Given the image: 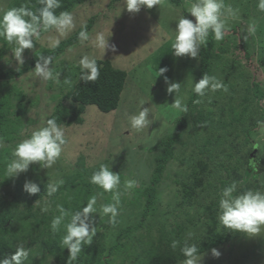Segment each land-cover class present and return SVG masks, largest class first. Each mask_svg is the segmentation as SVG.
<instances>
[{"label": "rangeland", "instance_id": "374dc122", "mask_svg": "<svg viewBox=\"0 0 264 264\" xmlns=\"http://www.w3.org/2000/svg\"><path fill=\"white\" fill-rule=\"evenodd\" d=\"M31 1L39 2L37 0H0V13L14 7H29ZM258 2L259 0H224L226 5H231L237 11V18L229 21V28L237 27L236 34H240V38L237 35L231 38L226 37L231 50L225 57L231 65L242 67L243 76L249 78L247 80L250 83L256 76H259L260 81H264V72L260 65V59L264 58V11L258 9ZM192 3L193 0H183V4L178 6L171 0H159L158 5L152 9L144 7L139 13H129L123 0H87L70 12L74 26L67 33L61 34L54 28L50 29L41 36L39 41H33L32 49L29 51L26 49L23 53L24 65L37 50L51 48L54 41L60 42L69 38L94 18L95 22L88 31L90 39L84 43L79 40L78 44L68 48L50 65L55 72L53 76L58 77V80H44L36 75L34 68L20 77L0 81V112L6 115L8 122L0 131V182H2L0 197L9 201L17 197L23 203L18 207L19 212L25 213L27 207V201L24 200L29 194L24 190L26 181L34 182L39 188L43 185L47 186L49 181L56 183L63 180L64 183L72 179L77 172L98 170L101 164L107 165L114 173L121 175L119 191L122 195L115 225L109 223L108 216L98 214L101 205L112 202V193L103 192L93 184L86 188V191L81 190L86 193L89 189L88 200L92 195L98 197L97 213L90 214L89 217V223L97 228V233L93 242L87 245L85 253L89 254L93 250L96 253L100 250L102 256L96 260L85 256L91 259L93 264H98L103 257L106 264H135L137 256L143 254V250L149 248L151 243L157 251L167 247L166 239L161 238V227L166 228L169 233H175L178 225L183 226L182 236L185 238L175 240L180 242L177 249L181 252L185 240L189 245L195 244L199 250L200 264H264V231L260 236L249 238L242 233H230L225 230L223 235L221 234L224 236L223 242L220 243L216 241L214 235L212 237L209 234L211 231L208 228L215 229V227L207 223L208 217L204 214V206L208 203H204V194L199 195L197 203L193 202L192 207L183 204L177 207L182 198L181 192L179 193L181 183L178 182H186L189 177H192L191 171L198 160L208 165V172H210L214 167L211 163L217 161L215 158L219 154V151L213 153V151H204L205 148H203L205 132L219 125L208 122L209 130L202 132L199 129L200 123L203 124L202 118L199 120L198 114L202 115V111L207 112V109L211 108L216 110L215 118H218L217 106L225 107L226 105V100H223L221 96L229 91L227 89L225 92L218 93V90H209L205 96H198L194 102H191L193 106L189 105L194 93V83L199 82L201 56L198 53L195 59L189 56L176 57L172 52V44L175 38L176 22L181 16L195 22V17L188 12ZM249 24L255 25V32L245 41L243 36L246 35ZM98 34H103L105 40H108L107 49L97 46ZM2 39L1 37L0 50L4 53L0 56V70L21 67L22 65L15 60L11 50L14 45ZM239 39L243 45L235 49L234 45ZM85 55L96 60H109L115 68L127 73L126 86L117 110L106 114L91 105L86 107L82 124L59 123L64 128L68 142L56 163L49 169H42L38 163L33 164L28 172L9 178V183L5 184V177L8 176L6 166L13 159L12 152L16 145L23 139L29 138L31 133L42 126L47 119L54 117V108L59 101L64 100L69 86L72 85V82L64 83L68 79L65 72H56V70L62 69L64 65L80 66L79 60ZM249 64L260 70L256 72L252 66L249 67ZM160 68L167 69L163 76H159ZM261 71L263 74H260ZM165 77L170 82L181 84L179 97L183 104L187 105V113L171 107L175 101V94H168ZM243 84L249 86L246 83ZM262 87L264 90V82ZM197 100L200 102L196 103ZM214 101L218 104L217 106L213 105ZM142 106L151 108L150 123L138 131L131 127L130 117L138 114ZM182 114L189 122L183 142L172 147L174 158L165 164L164 176L155 186L157 191L155 209H151L147 216H143L146 205L134 204L137 196L135 191L150 186L156 165L155 160L164 153L161 141L173 133ZM263 115L264 109L261 108L255 118ZM235 127L237 129L234 133L241 132L240 126ZM245 137L242 134L233 135L231 146L234 157L227 158L225 162L226 165H235L238 168L239 181L247 164L243 143ZM259 140L261 139L254 142ZM254 142L250 146L251 150ZM198 149L202 150L198 151ZM259 150L258 157L264 160L263 144L260 145ZM243 158L242 165L239 162L235 164L237 159L243 160ZM32 167L36 169L35 173L31 171ZM250 172L253 173L252 170ZM129 179L136 180L137 185L125 192L124 181ZM62 185L58 190L62 189ZM63 191L61 198L69 196L68 189ZM37 201L33 203V207L38 215L55 210L62 202L60 198L54 196H43ZM44 208H47L46 212L42 211ZM81 209L80 207L77 210ZM215 209V217L218 219L219 205ZM200 212L203 215H200ZM191 218L195 219L194 223L188 221ZM127 228H131L129 234H125ZM189 233L192 234V239L188 237ZM120 234L125 235L120 236ZM195 237L201 240H194ZM162 239L164 242H161ZM213 241L218 244L212 243ZM38 247L40 244L36 243L30 246V255L25 264H58L55 257L46 259L45 249H42L44 253L41 255ZM212 249H217L221 255L218 258L213 256ZM145 251L146 254L156 252L153 248ZM184 259L183 256L178 264H182ZM102 264L105 263L102 262Z\"/></svg>", "mask_w": 264, "mask_h": 264}, {"label": "trees", "instance_id": "16d2710c", "mask_svg": "<svg viewBox=\"0 0 264 264\" xmlns=\"http://www.w3.org/2000/svg\"><path fill=\"white\" fill-rule=\"evenodd\" d=\"M37 1L39 2L35 3L34 1H31L29 7L27 8L33 12H38V9H40L42 5L40 0ZM86 1L87 0H60L61 6L54 10L55 14L59 15L64 11L71 12L75 7L84 4ZM171 1L178 6L183 4V0ZM94 20L95 19L92 18L87 25L77 30L72 36L60 41L58 47L42 48L41 50H37L32 58L21 67L17 69H8L6 71L0 70V81H8L14 79V77H20L26 72L31 71L35 68L40 55L52 56L54 62L58 56L62 55L68 48L76 43L78 44L79 32L82 29H86L88 32L92 27V24L95 22ZM236 29L237 27L232 29L229 28L224 35L225 38L220 41L214 40L210 34L206 43L202 46V49L199 52L201 56V70L198 76L199 80L202 79L205 73H208L210 76L214 75V77H217V80L224 83L225 87L229 91H226L227 93L221 96L223 100H226L225 107L217 106L218 104H216V101L213 102V105L217 106V111L219 112L218 118H215L216 110L211 108L209 110L207 109V112L202 111V115L198 114L200 116L198 119L200 120L202 118L201 122L203 124L201 125L200 123L199 125V129L202 130V132L209 130L208 128L210 126L207 124L208 122L219 125L212 127V129L205 132V146L203 147L205 148L204 151H213V153L219 151V154L216 155L215 158L217 161L211 163L214 164V167L210 172H208V165L198 160L191 171L192 177H189L186 182H178L181 183L179 193L181 192L182 196L181 194L180 196L183 198V201L182 198L177 195L181 199V203L179 202L177 207L181 204L192 207L193 202H196L199 195L204 194V203H208L204 206V214L208 217L207 223L212 224L215 227V229L208 228L211 231L209 234L212 237L215 236L216 241L218 240L220 243L223 242L224 239V236H221V234L223 235L226 229L217 222L215 217V207L218 206L220 193L223 188L236 181L240 182L238 183L237 193H235L237 195L246 190H261L264 192V160L258 157L260 145L263 144L264 146V141L262 142L264 129H261L257 124V121H264V115L259 118H255L259 109H264V90L262 87L264 81H260L259 76H256L252 78L250 83L247 80L249 78L243 76L242 67L240 65H231V63L226 59L225 55H227L229 50H231L226 37L231 38L232 36L237 35L238 38H240V34H236ZM45 32L47 31H42L41 36ZM242 45L239 39L237 44L234 46L235 49H237L238 47H242ZM27 50L29 51L30 49ZM3 53L4 51L0 50V56H2ZM96 61L99 66L100 75L94 82L86 83L80 79V66L70 67L68 65H64L62 69L56 70V72H65L69 82H72V85L69 86L70 88L64 96V100L59 101L54 108L55 115L53 118L57 120L58 124L62 122H66L68 124H82V116L86 111V107L91 105L96 106L101 112L106 114L117 110L121 95L126 86L127 73L121 69L115 68L109 60ZM260 65L264 72L263 57L260 59ZM250 66L252 65L249 64V67ZM234 68L237 69V74ZM252 68H254L256 72L260 70L259 68L253 66ZM217 70L218 73H216ZM263 72L261 71L260 74H263ZM53 73L55 74L54 71ZM243 83H246V85L249 86H245ZM217 92H225V90L220 89ZM197 98L198 95L193 93L192 98L189 101V105L193 106L190 103L194 102ZM217 119L218 121H216ZM7 123L6 115L0 112V131ZM188 124L189 122L186 116L182 114L181 118L177 121L173 133L165 140L161 141V146L164 148L163 151L165 154L162 153V155L157 157L155 160L156 165L150 186L146 189L143 188L135 191L137 196L135 197L134 204L144 203L146 205L143 216H147L151 209H155L154 205L157 199L155 186L160 183L164 176L165 164L174 158L171 149L175 144L182 141ZM235 126H240L241 132L234 133L237 129ZM197 134L199 135L200 133ZM241 134L246 136L243 143L245 144V160L247 161V164L241 181H239L238 178L240 176L237 175L238 168L235 165H226L225 162L227 161V158L232 159L234 157L231 146L233 135L238 136ZM257 139L261 140L257 141L258 143L254 142ZM253 142L255 144L252 146L251 150L250 146ZM201 150L202 149H198V151ZM250 160L256 163V167L258 166L256 169H253L250 166ZM238 162L242 165L244 163V158L243 160L237 159L235 164ZM248 169H250V171L252 170L253 173L251 174ZM31 171L35 173L36 169L32 167ZM94 171L95 170H83L77 172L72 179L66 180L63 183L62 189H59L52 196L60 198V200H62V202L59 203L60 206H63V208L69 212H75L80 207L83 208L88 203L90 193L89 189L86 193L81 190L86 191V188H89L90 185L92 186L89 178ZM8 183L9 177L6 176L5 184ZM0 185H2V182H0ZM46 187V185H43L40 188V191L35 195L27 194L24 198V200L27 201L25 213L19 212L18 207L22 206L23 203L17 199V197H14L11 201L0 197V259L12 255L16 248L20 245L29 249L30 246L36 243L38 245L40 244L38 250L41 255L44 253L42 249L47 251V254L45 255L47 256L46 259L49 257H55V261L58 264H68L70 255L69 250L62 247L61 241L65 235V224L69 222L70 217H66L62 224L58 226L56 230H53L52 220L55 216L60 214L58 207H56L55 210H51L49 213H43L42 215H38V212H34L33 203L37 200H41L43 196H47L48 189ZM63 189L69 190V196L61 198L64 192ZM208 191H210L209 194ZM80 204L83 205L80 206ZM200 215L203 214L200 212ZM188 221L190 223H194L195 219L191 218ZM130 231L131 228H127L125 230V234H129ZM160 231L162 233L161 238L166 239L167 247L157 251V248L154 247L153 243H151V246H148L149 248L145 250L153 248L156 252L153 254H146V251L143 250V254L137 256V262H135V264L179 263L183 254L179 249H173L171 244L177 238L180 240L185 238L182 236L184 232L183 226L178 225L175 233L167 232L164 227H161ZM125 234H120V236ZM194 240H201V238L195 237ZM161 242H164L163 239ZM195 242L199 243L201 241ZM212 243H215L216 245L218 244L214 241ZM86 249L87 245H84L76 260L73 261V264H93L91 259L96 260L99 256H102L100 250L99 252L96 251V253L93 252V250L91 253L85 254ZM85 256H89L91 259L89 260L88 257ZM102 260H100L98 264H102V262L105 264L107 263L105 261V257H103Z\"/></svg>", "mask_w": 264, "mask_h": 264}, {"label": "clouds", "instance_id": "9594fccd", "mask_svg": "<svg viewBox=\"0 0 264 264\" xmlns=\"http://www.w3.org/2000/svg\"><path fill=\"white\" fill-rule=\"evenodd\" d=\"M123 2L129 13H139L144 7L152 9L157 6L159 0H123ZM40 3L42 7L38 9V12L21 6L0 13V37L14 45L11 50L15 60L20 65L24 63V51L34 47L33 41L41 39L42 31L54 28L61 34H65L74 26L70 12L64 11L59 15L55 14L54 10L61 6L60 0H40ZM258 9L264 11V0H259ZM188 12L192 17H195V22L185 18V16H181L176 22L175 38L172 44V52L176 57L197 58L200 46L206 43L209 35L211 34L216 41L222 40L229 28V21L237 18V11L231 5H226L224 0H193ZM254 32L255 25L249 24L246 28V35L243 36L244 40L246 41ZM78 37L81 43L90 39L86 29H82ZM59 43V40H56L51 46L58 47ZM96 44L105 49L109 46L108 40H105L103 34L96 36ZM52 63V56L40 55L34 72L44 80H58V77L53 76V69L50 67ZM79 65L80 79L84 82H94L99 78L100 70L96 59L85 55L79 60ZM166 72V68H160L159 76H163ZM68 82V79L64 81V83ZM165 83L168 85V94H175V101L171 107L187 113L188 107L183 104L179 97L181 84L170 82L167 77H165ZM220 89L227 90L222 81L208 73H205L202 79L194 83L193 86L194 93L200 97L205 96L209 90L217 91ZM199 102V100L196 101V103ZM143 106L138 114L130 117L131 127L138 131L150 123L151 108ZM257 124L261 129H264V121H257ZM67 142L64 128L58 124L55 118L47 119L42 126L31 133L29 138L23 139L16 145L12 152L13 159L6 166L7 175L9 178L18 177L20 174L28 172L30 166L36 163L42 169L51 168L61 156ZM249 164L253 169H256L255 162L250 160ZM90 183L98 186L103 192L112 193V202L101 205L98 214L108 216L109 223L115 225L122 195L119 191L121 175L114 173L107 165L101 164L98 170L91 175ZM238 183L240 182H232L224 187L220 193L217 221L228 231L242 233L249 238L260 236L261 232L264 231V192L246 190L234 195L237 193ZM62 184L63 180L56 183L49 181L47 196L51 197ZM136 185V180H125L124 191L127 192ZM24 190L35 195L40 191V188L34 182L26 181ZM97 201V195H92L86 206L75 212H69L63 206H58L60 214L52 220L53 230H56L66 217H70L69 222L65 224V235L61 241L62 247L69 250L68 264H73L83 246L90 245L96 236L97 228L89 223V217L90 214L97 213ZM42 211L46 212L47 208L42 209ZM191 235L189 233L188 237L191 238ZM179 243V241H173L171 247L176 249ZM30 251V249L20 245L12 255L0 259V264H25ZM181 252L185 257L182 264H200V254L195 244L189 245L185 240ZM212 255L218 258L221 253L217 249H212Z\"/></svg>", "mask_w": 264, "mask_h": 264}]
</instances>
